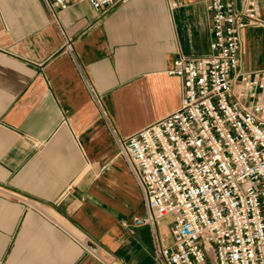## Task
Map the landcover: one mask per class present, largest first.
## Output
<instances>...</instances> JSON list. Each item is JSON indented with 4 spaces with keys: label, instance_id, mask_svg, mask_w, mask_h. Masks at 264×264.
Segmentation results:
<instances>
[{
    "label": "crops",
    "instance_id": "crops-1",
    "mask_svg": "<svg viewBox=\"0 0 264 264\" xmlns=\"http://www.w3.org/2000/svg\"><path fill=\"white\" fill-rule=\"evenodd\" d=\"M256 1L246 71L264 69ZM169 2L84 0L53 17L43 0H0V264H161L174 219L134 225L147 211L118 141L180 106L175 58L211 54L204 0Z\"/></svg>",
    "mask_w": 264,
    "mask_h": 264
},
{
    "label": "built area",
    "instance_id": "built-area-1",
    "mask_svg": "<svg viewBox=\"0 0 264 264\" xmlns=\"http://www.w3.org/2000/svg\"><path fill=\"white\" fill-rule=\"evenodd\" d=\"M43 1L56 17L84 0ZM86 1L101 10L124 0ZM204 2L211 54H180L168 71L182 79L180 106L118 141L147 211L134 225L172 215L173 243L155 250L161 264H264V69L241 68L257 1Z\"/></svg>",
    "mask_w": 264,
    "mask_h": 264
}]
</instances>
